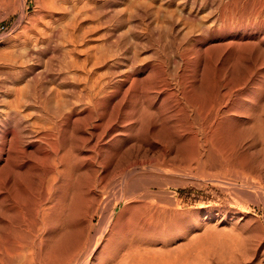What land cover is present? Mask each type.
Here are the masks:
<instances>
[{"label": "bare ground", "instance_id": "6f19581e", "mask_svg": "<svg viewBox=\"0 0 264 264\" xmlns=\"http://www.w3.org/2000/svg\"><path fill=\"white\" fill-rule=\"evenodd\" d=\"M114 2L38 0L0 66V264H253L160 218L186 177L264 200V0H180L185 30Z\"/></svg>", "mask_w": 264, "mask_h": 264}, {"label": "rangeland", "instance_id": "374dc122", "mask_svg": "<svg viewBox=\"0 0 264 264\" xmlns=\"http://www.w3.org/2000/svg\"><path fill=\"white\" fill-rule=\"evenodd\" d=\"M76 1L80 3L89 1L92 3L94 0ZM95 1L100 2L102 0ZM178 1L115 0V2L112 4V7L109 9L110 11L108 10V13H111V15L113 13L117 18L120 19L121 23L119 22V26L124 28L120 30H126V27L129 25L130 21L134 19V15L136 14L139 16V23L141 22L140 25L142 27H164L163 25L167 24L168 21L170 23L178 19L177 23H179V25H183V27L180 26L182 30L194 28L195 25L193 23H183V21V24L180 23L181 20L178 16L180 12L179 10L184 8V6L180 0ZM37 2L38 0H27L26 8L23 10L21 4L22 0H0V66L2 63L11 60L10 54H12V52V56L14 57L12 58L15 60L24 54V51L21 50L24 48V37L22 32L26 26L38 18L39 6ZM203 12L200 14L205 16L204 14L206 13L205 11ZM115 16L112 17L115 18ZM86 24H88L91 29H93L95 26L90 22V20L87 19L83 21L84 28L89 27ZM95 28H97L96 30L98 33H96L94 38H96V41H98L99 39H97V37L100 34V27L96 26ZM13 48H17V51ZM19 48L21 51L18 52ZM11 50L13 51L11 52ZM149 50L145 49V51L140 53L141 62L146 60L145 57L151 55ZM15 52L18 53L16 54ZM150 59L151 58H149V61H151ZM102 70L103 69L100 71ZM116 77L117 80L119 75ZM49 84L50 86L55 84L54 86H57L56 88L61 90L57 82H50ZM15 86L20 87L22 85L18 84ZM9 98L12 99L13 95H9L8 99ZM186 178L181 180V182H179L175 188L177 194H173V199H171V202H169L170 199L165 200L164 205L165 208H167V211L165 215L160 218V222L171 223L172 230L181 233V236L178 237L179 239L181 238V240L183 238H185V240L196 238L199 239L200 242L204 243L221 240L223 242H229L228 244L235 243V246L237 247L238 245L239 249L244 245L243 248L245 247L244 250H247L248 253L251 252V248L254 249L256 246L255 250L257 251L258 256L253 260V264L257 263L259 259H263L264 262L263 198L260 195L258 196L261 199L257 195H251V198H247L250 196L242 193L240 194V192H238V194L232 189V187H226V185L222 186V184L220 185L219 183L213 181L211 182L207 177L197 180H195V178ZM172 201L174 202L173 204ZM120 211L121 207H118L116 209V215H118ZM233 238L234 240H232ZM179 239L176 238L174 240L178 241ZM240 243L243 244L241 247ZM246 264H251V257Z\"/></svg>", "mask_w": 264, "mask_h": 264}]
</instances>
